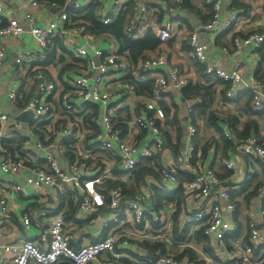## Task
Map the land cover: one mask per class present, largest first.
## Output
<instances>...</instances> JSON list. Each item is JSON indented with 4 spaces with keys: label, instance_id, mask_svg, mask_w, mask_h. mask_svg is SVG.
I'll return each mask as SVG.
<instances>
[{
    "label": "built area",
    "instance_id": "2783aa9c",
    "mask_svg": "<svg viewBox=\"0 0 264 264\" xmlns=\"http://www.w3.org/2000/svg\"><path fill=\"white\" fill-rule=\"evenodd\" d=\"M128 1L65 0L64 5H60L55 1L25 0L26 11L22 15L29 26L11 17V11L0 4V23L6 20L0 26V68L8 56L6 43L29 32L35 46L25 48L16 62L24 78L31 77L38 83L27 93L21 81L12 80L7 90V102L19 105L21 113L32 114L29 122L0 110V217L6 226L12 221L18 223L20 229H30L32 225L40 229L36 239L18 237V228L8 236L0 235V264H95L104 253L118 261L128 252L140 255L148 264L194 263L189 253L178 258V247H195L189 242L175 241L171 234L172 218L162 207L154 208L155 205L148 202L155 197L153 186L171 193L182 185L179 171L194 175L191 181L183 183L184 197L180 206L176 203L179 213L183 212L185 199L190 198L194 203L191 214L184 219L177 218L179 230L183 232L195 225L207 237L212 253L209 255L225 256L226 239L238 228L233 195L241 191L243 173L246 172L245 177L251 174L250 167L256 165V160L264 163V128L258 123V132L254 130L248 136L239 137L233 124L223 122L224 136L233 143L236 154L225 161L230 174L221 177L212 164L204 161L206 157H199L201 148L197 138L200 134L192 114L204 103V98H191L179 113L186 127L181 139L184 149L165 160L167 115L160 101L173 94L177 100V93L188 85V78L179 66L170 63L163 49L133 60L116 40L102 38L95 42L85 20L88 8L94 5L97 20L111 25L127 9ZM145 1L135 2V10L142 7L143 11L131 17L125 33L134 39L143 37L146 13L157 11L163 18L155 34L162 43L168 41L174 33L183 0ZM154 1L160 8H152ZM43 3L54 10L53 16L45 22L33 11ZM204 3L212 9L210 18L200 27L213 36L231 34V46L216 47L217 60L206 66V72L226 83L223 97L233 106L249 91L253 116L257 117L264 113V83L256 74L263 59L264 30L241 35L239 30L248 14L246 11L232 12L223 18L222 0H204ZM57 39L76 60L74 65L63 76L38 70L32 77L31 67L38 60L37 55L46 53ZM187 43L189 60L205 63L212 44L201 42L196 30ZM104 44L108 48L103 47ZM247 46L257 62L249 77L242 58ZM223 61L230 67L225 68ZM147 73H151L154 80L153 91L140 106L133 107L135 100L143 98L134 81ZM114 81L119 84L113 92L110 84ZM123 101L125 103L118 106ZM125 105H131L129 118H123L127 115L120 111ZM99 125L100 130H94ZM26 127L23 144L11 150L9 146L13 145L8 141L22 134V128ZM99 157L112 162L105 164ZM241 158L244 163H240ZM60 159H67V165H60ZM147 159L153 161L154 169L144 178L145 190L134 198L126 197L123 184L117 182L119 177L125 180L124 177ZM116 169L122 176L114 173ZM27 171L30 173L25 180H20ZM72 192L79 197V213H75V218H89L92 223L100 220L93 238L76 245L73 241L79 242V238L75 236L71 219L67 218L68 211L61 206L62 199ZM263 201L264 183L250 200L246 243L244 239L236 240L238 250L228 264L263 263V258L253 257L255 250L264 247V232L260 231L264 219ZM157 243L162 247L155 254L142 248ZM199 252L216 264L205 251Z\"/></svg>",
    "mask_w": 264,
    "mask_h": 264
},
{
    "label": "crops",
    "instance_id": "0c3cea01",
    "mask_svg": "<svg viewBox=\"0 0 264 264\" xmlns=\"http://www.w3.org/2000/svg\"><path fill=\"white\" fill-rule=\"evenodd\" d=\"M136 1L137 0H129L126 7L127 9L123 11V14L120 17L124 21V27H123L124 32H125L124 30L125 26L128 23V21L131 19V17L137 11L140 12L143 11L142 7H138L137 11L135 10L134 5ZM183 1L184 4H182L180 13L176 17V25L172 37L168 41L163 42L160 48H157L155 50H145L143 52V55L153 54L156 51H158V49H163L164 51L167 52L170 63L172 65L179 66L182 69L183 74L188 78V81L192 78L196 79L204 87L207 88L206 91L208 92L210 91L212 93L211 97L214 98L213 99L211 98V102L209 101L207 108L205 107L201 113L196 114V118H194L195 119L194 123L196 124L200 134L197 139L201 140V144L208 145V149H209L208 156L204 159V161L206 160L207 162L212 164L216 168L217 172L221 177H227L230 174V171H228L227 168L225 167V161L230 157H234L236 151H234L233 148L229 150L227 153L229 154V157H221L222 147L224 145V142H222L220 138V134L217 132V129L215 128V124L211 119L212 113L217 114L218 117L224 118V120L221 119L218 122L222 127L224 125L223 122L233 124L237 128V134L239 137L241 136L243 137V133L247 127L246 123L253 119L256 120L258 123H260L261 127L264 128V113L259 114L257 117L253 116L254 115L253 111L252 113H250L251 111L250 105L247 99L248 95L246 94L249 91H247L244 95H242L238 103L235 106H233L229 101H227L223 97V93L226 88V83L221 81L216 76L207 73L206 69L205 72L199 69L198 66L199 63L191 62L189 60L188 58L189 46L187 42L190 34L193 33L195 30L198 32L199 40L201 42H208L209 44H212L211 51L208 53L206 62L201 63L204 65L205 68L208 64H212L214 61L217 60L218 53L216 47H219L223 44H226L227 46H231V34L225 33V34L213 36L211 33L205 31L200 27L201 24H203L210 18V12H211V9L208 7L209 5H206L204 3V0H183ZM243 1L249 5V9L248 11H246L248 14L246 15V17H244L242 27L240 28L239 33L241 35H245L255 30H264V0H243ZM143 2H147V1L143 0ZM231 3L232 0H222L223 18H225L229 13L244 11V9H234L231 6ZM0 4H2L4 7H6L8 10L11 11L9 14L11 17H16L19 20H21L23 23H25L26 26H29V24L25 22V20H23V15H22L24 10L26 11L24 7L25 0H0ZM152 8H160V6L157 2L154 1L152 3ZM33 11L35 12L36 16L41 22H45L46 20H48L50 17L53 16L54 13L53 8L44 3L41 7L35 8ZM151 12H155V13H151ZM162 18H163L162 14L157 11L147 12L146 22H145L146 24H144L145 27L144 36L149 32L155 34L158 25L161 24ZM85 20H87L88 23L87 24L88 32L89 34L93 35L95 42H98L102 38H107L110 41L116 40L121 44L119 37L115 33L98 31L96 30L92 20H90L87 17H85ZM92 26H94V28ZM104 35L106 37H104ZM6 46H7L8 56L5 62L3 63L2 67L0 68V110L13 116L17 115L20 118V115L23 112L21 113L19 105H11L9 102H7V90L12 80L21 81L24 84L27 93L28 91L31 92L33 89H35L38 86L37 81L33 80L31 77L24 78L22 76L21 68L16 62L17 56L25 48L34 47L35 45L31 34L27 32L26 35L21 37L20 39H11L9 42L6 43ZM65 50L67 51L65 46L61 44L59 40H54L53 46L50 47L46 53L44 54L41 53L37 55V58L38 56L39 58L31 67L30 75L33 77L35 71L40 70L48 73L57 72L60 74V76H63L65 73H67L68 69L72 65H74V61H76L73 58V56L68 52H66ZM262 54H263V59L260 65L262 68H264V49ZM242 58L244 59V62L246 64L245 70L247 76L249 77L253 73L254 67H256L257 65L256 58L249 46L245 47ZM85 65L86 64H84L83 66L86 67ZM222 65L225 68L230 67L229 63L226 61H223ZM152 79L153 78L151 76V73H147L143 78L134 81L138 84L137 88L138 90H140V93L142 94L143 98L142 100L140 99L135 100L136 102L133 107L140 106L145 96H149L148 94L150 92H148L145 89L144 85L149 80H151L152 82ZM261 81L262 83H264V79H261ZM117 84H119L118 81H114L110 84V88L113 92L116 90ZM263 92H264V85H263ZM173 95L164 96V98L160 101V103L162 104V102H164L165 104L171 105L173 101L175 102V104L178 107V111H177L178 120L184 128V134H185L186 127L184 126V123L183 124L181 123L179 118V113L182 110V108L185 107V104L188 102V100H190L193 97L186 98L184 96L183 91L180 92L179 94L177 93L178 96L177 100L175 99L176 98L175 95L174 96ZM169 96H172L173 98L171 99ZM124 103L125 101H123L118 106L123 105ZM130 106L131 105L129 106L125 105L120 108L122 114L127 115V116H123V118H129L128 114L130 110H132ZM57 111L58 112L60 111L59 107ZM122 114L120 115L122 116ZM166 124H167V128L165 127V132H166L168 151H166L163 155V157H165L164 158L165 160L168 157H174L184 149L183 148L184 142L181 140L184 134L179 140L177 137V126L171 125L170 122L168 121V117L166 119ZM22 129H23L22 134L23 135L26 134L25 130H27V127ZM94 130H100V125L95 126ZM167 130H170V132L168 133ZM19 137L22 138V136H20L19 134L18 136L15 135L13 139H18ZM262 137L264 138V135H262ZM22 139L24 140V138ZM11 144L17 147V143L11 142ZM104 157H99V158L106 161L105 164H109L110 162H112L111 160L107 161ZM241 157H247V156H241ZM244 162H245L244 159L241 158L240 163H244ZM59 163L62 166H66L67 159H60ZM141 168H143V170L139 172ZM150 169H154L153 161L151 159H147L131 175H129L128 177H124L125 180H122L119 177L118 182L123 184L125 188L126 197L134 198L139 193L145 190L146 182L144 181V178L147 174L151 173ZM250 171L251 174H247L246 177H245L246 172L243 173L241 180H244V182L240 189L241 191L233 195L234 201L237 204L236 218H237L238 228L236 232H233L227 237L226 239L227 249L225 251V256L223 258L214 255L213 256L209 255V253L210 254L212 253H211V249L208 247L207 237L201 233V229L197 228L193 224L188 226L187 236L185 237L186 239L182 241L177 239V236H182L185 234L179 230V227L176 233V227L178 225L177 218L182 217V219H184L186 216H188L194 211V203L192 199L190 198L185 199L183 212L182 213L180 212L179 214H177L176 201L165 200L164 203L160 204V202H157L156 197H152L148 200L151 206L155 205L154 208L162 207L164 213L172 218L171 234L174 237L175 241L189 242L195 247L196 250L194 248L191 249L189 247H183V248L178 247V257L180 255H182L183 257L184 254L189 253L191 256V260L195 264H214L200 254L199 250H203L206 252L207 256H211L213 258L216 264H228L229 262L234 260L235 253L238 250L236 247V240L244 239V244H245L247 240L246 238H248L249 235V214H250L249 205L251 199L247 200V196L248 194L254 191L257 192L259 186L264 183V163L259 160H256V165L251 166ZM29 173L30 171H27V173L23 177H21L20 180L24 181ZM116 174L118 176L120 175L119 173ZM235 180L238 181L239 179H235ZM240 183H242V181ZM153 187L158 189V187L156 186ZM78 200L79 197H77L75 193L72 192L69 195L65 196L61 202V206L68 211L67 212L68 220L71 219V222L74 225L75 236L76 238H79V242L73 241L74 245L91 240L100 227L99 219H96L95 222L92 223L89 220V218H82V217L75 218L76 215L75 213L77 212L78 209L77 208ZM74 205L76 206L75 211L71 209V207ZM22 206L24 207L26 206L25 201L22 202ZM78 213L79 211L77 212V214ZM3 221L4 220L0 217L1 236H8V233L13 234L15 228H18V231L16 233L18 237L23 238L29 236L33 239H36L40 232L39 227L36 225H32L30 229H20L18 223H14L11 221V225L6 226L3 223ZM260 231L262 233L264 232V219H263V223L260 225ZM156 245H158V243ZM153 246L152 247L143 246L142 248L147 249V253L155 254L157 249H154ZM217 246L219 245L217 244ZM258 250L259 251L257 252V254L255 253L257 250L254 251L253 254L254 259H261V258L264 259V247ZM106 263L148 264L143 260V258H141L140 255L136 256L131 252L125 254V256L118 261L113 260L108 253H104L100 256L99 261L95 264H106ZM262 264H264V261Z\"/></svg>",
    "mask_w": 264,
    "mask_h": 264
},
{
    "label": "trees",
    "instance_id": "16d2710c",
    "mask_svg": "<svg viewBox=\"0 0 264 264\" xmlns=\"http://www.w3.org/2000/svg\"><path fill=\"white\" fill-rule=\"evenodd\" d=\"M47 1L48 2L55 1L60 5H64V3H65V0H47ZM182 4H184V1ZM231 6L234 9H244V11H248V9H249V5L246 2H244L243 0H232ZM94 7H95L94 5H91L88 8V11H87L85 17L92 20L93 24L95 25L96 30L102 31V32H113V33H115L120 39L122 50L129 52V54L133 58V60H136L140 55L143 54V52L145 50H155V49L162 46V44H163L162 41H160L158 39V37L156 36V34H154V33L149 32L144 37H141L138 39H134V38L128 36L123 31L124 21L120 17L117 18L116 21L114 23H112L111 25H104L103 23H101L97 20L96 15L94 14ZM208 7L210 9H212V6L209 5ZM5 23H6V20L3 19V22L0 23V26L4 25ZM92 27L94 28V26H92ZM198 66H199V69H201L205 72L206 68L204 67L203 64L199 63ZM256 74L258 75V77L260 79H264V68H262L261 65L258 67ZM144 87L148 92H150L148 95H151L153 88H154V80L152 79V82H151V80H149L144 85ZM206 89L207 88L204 87L200 82H198L196 79L192 78L188 81V85L183 90L184 96L186 98H191V97L194 98V97H198V96L204 97V103L198 105L195 109V112L192 114L194 122H195L194 118H196V114L201 113L205 107L207 108L209 101L211 102V98L212 99L214 98V97H211L212 93L210 91L209 92L206 91ZM137 92L139 94H141L140 90H138V89H137ZM245 93L246 92H244V94ZM246 94L248 95L247 99H248L249 105H250V100L252 98V94L250 92H247ZM169 97L171 99L173 98L172 96H169ZM162 106L166 110V114H167L168 121L170 122V124L173 126L174 125L177 126V137L180 140L182 135L184 134V128L178 120V115H177L178 107H177V105L173 101V103L171 105H168V104H165L164 102H162ZM250 110H251L250 113H252L251 105H250ZM211 119L215 124V128L217 129V132L220 134V138H221L222 142H224V145L222 147V153H221L222 156L221 157H229V154H227V153L229 150L234 148V145L231 141H229L225 138L224 133H223V128L218 123L221 119L224 120V118L218 117L217 114L212 113ZM246 124H247V127L243 133V136H248L250 134V132L254 131V130L256 132H258L259 124L256 120L253 119V120L247 122ZM167 131H168V133L170 132V130H167ZM20 136H22V138H24L23 136H25V134L24 135L20 134ZM22 138L19 137L18 139H13L11 142L17 143V147L19 149L20 145H22L24 142V140ZM8 142H10V141H8ZM199 144H200V148H201V154H200L201 156H199V157H202V159H204L205 157L208 156V151H209L208 145L201 144V140L197 139V145L199 146ZM9 147L11 148V150H14L15 149L14 147H16V146L13 145V146H9ZM217 147H218V145H217ZM142 170H143V168H141L139 172H141ZM114 173L115 174L118 173L117 169L114 171ZM178 175L180 177L182 185H180L178 188L173 190L171 193L165 192L159 188L158 189L154 188V187H153L154 189L152 188L153 193H154L155 197L157 198V202H160V204H162V203H164L165 200L176 201L178 206H180L181 201L184 197L183 183L191 181L194 178V175L188 171H179ZM109 184H113V182L109 181ZM236 193H238V192H236ZM255 194H256L255 191L248 194L247 200L251 199V197ZM71 209L73 211H75L76 206L75 205L72 206ZM73 211H71V212H73ZM177 214H179V211L177 212ZM177 222H178V220H177ZM178 227L179 226L177 225L176 233H177ZM187 231H188V228L182 232V233H185L184 235H182V236L176 235L177 239L180 241L186 239L185 237L187 236ZM202 231H201V233H202ZM161 247H162V244H160V243L158 245L155 244L153 246L154 249H159ZM258 251L259 250L257 249V251L255 253L257 254ZM188 252H190V251H188ZM181 257H182V255H180L178 258H181Z\"/></svg>",
    "mask_w": 264,
    "mask_h": 264
},
{
    "label": "water",
    "instance_id": "95a60500",
    "mask_svg": "<svg viewBox=\"0 0 264 264\" xmlns=\"http://www.w3.org/2000/svg\"><path fill=\"white\" fill-rule=\"evenodd\" d=\"M31 113L30 112H23L21 115H20V118L23 119L24 121L26 122H29L31 120ZM156 258V257H155Z\"/></svg>",
    "mask_w": 264,
    "mask_h": 264
},
{
    "label": "rangeland",
    "instance_id": "374dc122",
    "mask_svg": "<svg viewBox=\"0 0 264 264\" xmlns=\"http://www.w3.org/2000/svg\"><path fill=\"white\" fill-rule=\"evenodd\" d=\"M107 46H108L107 44H104V45H103V47H105V48H108ZM221 114H223V113H221Z\"/></svg>",
    "mask_w": 264,
    "mask_h": 264
}]
</instances>
